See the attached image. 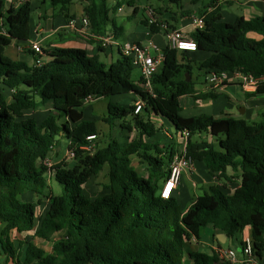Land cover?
Masks as SVG:
<instances>
[{
    "label": "trees",
    "instance_id": "1",
    "mask_svg": "<svg viewBox=\"0 0 264 264\" xmlns=\"http://www.w3.org/2000/svg\"><path fill=\"white\" fill-rule=\"evenodd\" d=\"M107 1L50 0L66 16L69 6L80 2L90 27L101 33L109 21L114 30L120 28L109 18ZM189 3H204L208 9L201 14L204 25L187 35L197 48L164 46L165 58L147 89L141 76L132 79L135 66L120 52L109 65L81 48L42 49L32 65L10 59L4 50L13 40L29 41L33 8L30 0H22L3 12L5 0H0V29L6 31L0 34V264H229L215 253L187 247L206 226L229 238L249 227L254 256L262 257L264 113L256 122L182 116L180 99L215 96L196 90L189 52L208 55L198 67L205 74L239 70L264 75V16H238L228 23L217 0ZM141 22L149 34L174 29L168 22L165 29L160 21ZM3 89L10 95H3ZM98 98H109L101 121L116 130L104 146L88 138L98 131L95 120L84 113L85 101ZM137 101L142 105L134 113ZM185 132L186 155L202 162L211 176L237 186L230 190L210 184L182 209L173 195L161 198L160 188ZM200 134L211 140L194 137ZM61 141L73 152L72 163L61 158L47 166ZM133 157L146 175L133 166ZM105 164L106 191L91 198L85 185ZM54 183L60 186L58 194ZM13 233L25 237L15 244ZM37 240L48 242L50 250Z\"/></svg>",
    "mask_w": 264,
    "mask_h": 264
},
{
    "label": "crops",
    "instance_id": "2",
    "mask_svg": "<svg viewBox=\"0 0 264 264\" xmlns=\"http://www.w3.org/2000/svg\"><path fill=\"white\" fill-rule=\"evenodd\" d=\"M30 1L32 4V8H37L35 16L32 17L31 15V19L29 22L31 28L30 38L28 42L20 44L13 40L10 45L5 48L4 54L5 51H7V54L13 56L12 60L23 61L28 63L29 65L34 64V58L37 57V54L30 49V42H38L44 50H51L53 48H81L85 50L86 54L89 57H97L98 60L105 63L106 65H109L120 57V53L116 46L102 47L98 43V38L101 36L103 37L112 34L114 36V39L118 43H120L121 41L119 40V38L121 35H123V28L121 26L120 28L114 30L113 27H109L108 23L104 33L95 31L90 27V25L84 27L81 22L84 14L83 7L80 2H74L71 6H69V16H66L59 13V6H53L50 0ZM128 2H130V4H133V0H116V5L114 4V7L123 6L124 3ZM204 3L192 4L193 6L186 10V16L191 20L192 15H201L203 12L207 11L208 9H205ZM49 4L51 6H49ZM18 6L19 5L17 3V0H5L3 12H5L8 8H17ZM219 6H221L220 13L222 16V20L228 23L234 22L238 16H243L245 19H250L255 16H264V0H226L223 5ZM113 10V13L115 15L118 11L117 9ZM135 10L137 12L138 6L134 7V12ZM158 13L160 14V11H158ZM70 18H75L77 20L75 29L70 28L67 25ZM109 18L110 20H114L111 17L110 12ZM164 21L168 22L166 20ZM173 28L182 31L185 36H187L191 31L194 30L193 27H191V29L185 31L184 29L178 28L175 25H173ZM1 34H6L4 28H1ZM152 35L153 34H148V37L146 36L149 42H153ZM247 35L248 37L254 38L256 40L261 38L260 35L255 33H248ZM158 42L159 44H162L160 40H158ZM155 44L159 48L164 47L160 46L157 43ZM188 54L191 59H194V52H189ZM206 56L208 55L206 53H203L200 56V59L202 60ZM207 74L204 78V86L201 89L196 88V90L201 94L214 93L215 96L198 99H194L191 96H186L188 107L187 111L189 112V115L187 116L199 114L212 115L214 117L230 116L233 118L244 119L249 122H256L261 119L262 114L264 113V86H260L257 89L248 90L244 88L240 83L236 82H226L219 85L213 84L209 80H206ZM1 93L3 95H10L11 91L3 89ZM238 110L239 113H237ZM199 136L208 141L211 140V138L206 134H200L194 137L198 138ZM177 142H180L181 144L182 137L179 138ZM230 173V171H227L226 175H230ZM183 175H189L190 178H192L194 194H196L197 189H202L204 191L210 184H218L230 190H233L235 186H237L232 185L225 178L218 180L216 174H213L211 176L204 164L200 161H193L192 167L185 170L182 176ZM182 176L178 187L173 191V196L176 197L179 201L181 199L180 186ZM195 196L197 197L198 195L196 194ZM195 198L187 203L185 209ZM250 232L251 229L247 227L239 237L229 238L223 232L213 229L209 226V228H207L206 230L205 237L202 238V235L200 233V238L191 239L189 242H187V247L192 251H199L207 254L215 253V255L220 259H223L220 256V250L232 248L236 251L238 257L241 258L242 238L243 236L250 235ZM263 255L264 251L262 253V257L258 259L257 263L255 264H264V262H262Z\"/></svg>",
    "mask_w": 264,
    "mask_h": 264
},
{
    "label": "rangeland",
    "instance_id": "3",
    "mask_svg": "<svg viewBox=\"0 0 264 264\" xmlns=\"http://www.w3.org/2000/svg\"><path fill=\"white\" fill-rule=\"evenodd\" d=\"M116 0H108L107 5L109 7L110 15L114 19V24L117 27L123 28V35L120 36V43L124 41L137 42L139 44H147L149 40H147L146 36L150 33L149 27L145 26L141 20L143 18L148 17V10L150 12L155 13L157 16V20L163 21L166 20L171 25H175L178 28H182L185 31L191 29V20L186 16V10L191 8L193 5L189 3L188 0H182L179 4L169 3L167 0H133V4L124 3L122 11H118L115 15L113 13V9H115L114 4ZM73 4V3H72ZM71 4V5H72ZM70 5V6H71ZM116 5V4H115ZM49 6H51L49 4ZM138 6V10L135 13L134 7ZM37 8L33 9L32 17L35 16ZM160 11V14L158 13ZM148 20V19H147ZM149 21V20H148ZM109 27H112V22H109ZM152 41L159 44L158 40L161 41L162 44L160 46H166L167 44V36L166 33L161 30L158 33H153ZM7 57L13 59V56L6 53ZM202 54L200 52H196L194 55L193 61H191V65L193 66L192 70V78L195 82V88L201 89L205 84V72L202 68L199 67V63L201 61L200 56ZM140 76V71L137 67H134L132 70V79L136 82L138 81ZM109 98H98V99H89L85 102L84 113L88 118H92L95 120V124L97 126L98 135L92 138L97 145L104 146L107 144V140L109 135H115L116 130L110 131L108 126L101 121V117L103 114L107 112V103L109 102ZM181 112L182 116L189 115L187 111V98L182 97L180 99ZM49 104H47L48 108ZM236 110V109H235ZM192 111V110H191ZM239 113V110L238 112ZM61 158H65L66 161L72 163L71 158H67V150L66 145L61 141L57 143L53 151L50 155V162L54 164L57 160ZM132 164L136 168V170L141 175H146V170L143 165L138 163L137 158H132ZM108 170V166L105 164L103 169L99 172L97 176H93L85 185L86 194L94 198L96 196L102 195L106 190L103 188L104 184H107L106 173ZM55 184V183H54ZM53 192L58 194L60 191V186L56 183L53 185ZM181 196L179 205L182 209H185L188 202H190L193 198H195L196 194H203L202 189H197L196 194L193 193L192 186V178L189 175H183L181 186H180ZM3 228V225H0V230ZM209 226L203 227L200 231L202 238L205 237L206 230ZM206 229V230H205ZM24 235V234H23ZM23 235H19L18 233H13L15 244L18 243L17 239H22ZM37 244L43 247L45 250H50V245L48 242H41L39 240L36 241ZM262 262H264V255ZM13 264V263H10Z\"/></svg>",
    "mask_w": 264,
    "mask_h": 264
},
{
    "label": "built area",
    "instance_id": "4",
    "mask_svg": "<svg viewBox=\"0 0 264 264\" xmlns=\"http://www.w3.org/2000/svg\"><path fill=\"white\" fill-rule=\"evenodd\" d=\"M22 0H17L18 5H20ZM226 0H217V5H223ZM123 6H119L117 11H122ZM149 22H157V16L155 13L148 10ZM82 25L87 27L89 25L88 19L82 17ZM161 22V21H160ZM77 20L75 18H70L68 20V27L75 29ZM191 25L193 29L201 28L204 25V18L202 15H192ZM162 29L167 27V22H161ZM1 34V29H0ZM167 44L170 48H176L178 50L194 51L197 48L195 41L187 38L182 31L176 29H168L166 32ZM98 43L102 47L116 46L118 51L130 58L131 63L137 67L140 71V76L143 80V86L145 88H150L151 78L153 74L157 71L158 67L161 65L165 58V53L162 48H159L155 43L149 42L147 45H142L137 42L124 41L123 43H118L112 34L101 36L98 38ZM30 49L34 53H39L42 51V47L38 42H30ZM206 80H209L213 84L222 83H240L244 88L248 90L257 89L264 85V75L253 76L249 73H244L242 71H226V70H211L206 76ZM89 100V99H88ZM87 101V100H86ZM85 101V102H86ZM142 102H135L134 113H138L141 108ZM95 135H91L88 138L92 139ZM182 142L180 149L173 156L171 162L168 165V176L163 181L160 188V197L163 199H168L173 195V191L178 187L181 176L183 172L192 167L193 160L186 155V138L187 133H183ZM73 152L67 151V158L73 157ZM45 164L51 166L50 160H46ZM220 256L222 260L227 261L229 264H255L257 263V258L254 256L253 241L250 235L243 236L242 238V257L239 258L234 249L220 250Z\"/></svg>",
    "mask_w": 264,
    "mask_h": 264
},
{
    "label": "water",
    "instance_id": "5",
    "mask_svg": "<svg viewBox=\"0 0 264 264\" xmlns=\"http://www.w3.org/2000/svg\"><path fill=\"white\" fill-rule=\"evenodd\" d=\"M148 37V36H147ZM187 80H189V78L187 79ZM8 99V98H7Z\"/></svg>",
    "mask_w": 264,
    "mask_h": 264
}]
</instances>
